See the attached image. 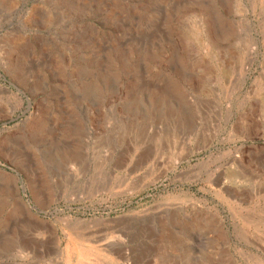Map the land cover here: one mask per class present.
<instances>
[{"label": "rangeland", "instance_id": "374dc122", "mask_svg": "<svg viewBox=\"0 0 264 264\" xmlns=\"http://www.w3.org/2000/svg\"><path fill=\"white\" fill-rule=\"evenodd\" d=\"M0 264H264V0H0Z\"/></svg>", "mask_w": 264, "mask_h": 264}]
</instances>
